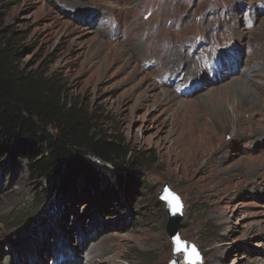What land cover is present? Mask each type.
Segmentation results:
<instances>
[{
    "label": "rangeland",
    "instance_id": "374dc122",
    "mask_svg": "<svg viewBox=\"0 0 264 264\" xmlns=\"http://www.w3.org/2000/svg\"><path fill=\"white\" fill-rule=\"evenodd\" d=\"M0 14L19 69L52 76L130 151L99 189L77 177L67 193L30 176L27 150L0 152V264H85L88 245L106 250L93 264H169L164 185L200 264H264V0H0Z\"/></svg>",
    "mask_w": 264,
    "mask_h": 264
},
{
    "label": "trees",
    "instance_id": "16d2710c",
    "mask_svg": "<svg viewBox=\"0 0 264 264\" xmlns=\"http://www.w3.org/2000/svg\"><path fill=\"white\" fill-rule=\"evenodd\" d=\"M62 99L52 76L24 73L9 45L0 44V152L27 150L30 176L56 178L61 193L74 189L77 177L97 190L103 164L122 170L114 159L124 162L130 151L95 134L92 118Z\"/></svg>",
    "mask_w": 264,
    "mask_h": 264
},
{
    "label": "bare ground",
    "instance_id": "6f19581e",
    "mask_svg": "<svg viewBox=\"0 0 264 264\" xmlns=\"http://www.w3.org/2000/svg\"><path fill=\"white\" fill-rule=\"evenodd\" d=\"M246 83V82H245ZM249 86L250 85H248V84H245V86L242 88V90H244L246 93H248L249 92V94L248 95H251L252 96V94L250 93V92H252V90L249 88ZM254 94V93H253ZM253 97V96H252ZM255 97V96H254ZM250 100V101H249ZM254 100V98H251L250 96L249 97H247L246 98V101H244L245 102V104L247 103L248 104V108L250 109V104H251V102L252 103H254L255 101H253ZM243 101V100H242ZM252 105V104H251ZM233 110H238L237 108H232V111ZM252 110H254V109H252ZM251 110V111H252ZM256 130H258L259 132H257V134H255L256 136H257V138H256V141H255V143H257V144H259V142L262 140L261 138H264V133H262V131L261 130H259V129H256ZM261 131V132H260ZM214 134L213 133H209V131H206L204 134H203V137H198V141H199V139H201V142H199L198 144H199V147H200V150H199V152H200V155H201V157L202 158H208V154H209V151L212 149V147L214 146V142H215V140H217L218 139V137H216L215 138V140L213 141L212 140V136H213ZM197 141V142H198ZM197 148H198V146H197V144H195V143H193L192 144V149H194L195 151L197 150ZM199 154V153H198ZM211 159V157L210 158H208V161H206L207 162V165L210 163V160ZM175 160L177 161V160H179V157L177 156V154H176V156H175ZM209 178V177H208ZM83 250H85V251H87V256L88 257H90L89 258V260H88V262H86L85 264H93L95 261H104V257H105V255L106 254H104L105 252H106V250H105V248H103V250L104 251H102V247H100L99 249H96L93 245H88L87 246V248L86 249H83ZM98 251H100L99 253H98ZM69 255V257L71 256L70 254H68ZM86 256V257H87ZM68 258V256L67 257H65V255H63V257L59 260L58 259V262L57 263H55V264H60L62 261H65L66 259ZM70 258H72V257H70ZM264 262V261H263ZM77 263V259L76 260H74V262H72V264H76Z\"/></svg>",
    "mask_w": 264,
    "mask_h": 264
},
{
    "label": "snow or ice",
    "instance_id": "6c2138e0",
    "mask_svg": "<svg viewBox=\"0 0 264 264\" xmlns=\"http://www.w3.org/2000/svg\"><path fill=\"white\" fill-rule=\"evenodd\" d=\"M164 192L165 194L162 199L167 202L173 214L180 213L183 207L180 197L173 193L170 189H165ZM172 243L175 246L174 251L176 253L184 254L186 264H200V253L194 245H188L179 235L172 238ZM173 264H175V262H173Z\"/></svg>",
    "mask_w": 264,
    "mask_h": 264
},
{
    "label": "water",
    "instance_id": "95a60500",
    "mask_svg": "<svg viewBox=\"0 0 264 264\" xmlns=\"http://www.w3.org/2000/svg\"><path fill=\"white\" fill-rule=\"evenodd\" d=\"M165 189H170V188H169L168 185H164L162 190L159 192L158 197H159V199L161 201H163L165 203V210H166V214H167V217H168V221L166 223L165 231H166V234H167L168 238L170 239V241L172 243V238L174 236H176V235H179V227H180L182 219H183V217L185 215V210H184L183 200L180 198L181 201H182V205H183L182 211L180 213L173 214V212L170 210L167 202L162 199V197L165 194V192H164ZM186 243L188 245H193V244H191L189 242H186ZM174 247L175 246L172 243V255H171V260H170L169 264H173V262H175V264H180L181 261H183L186 264V260L184 259V254H183V256H180L178 253H176L174 251ZM200 263H201V261H200Z\"/></svg>",
    "mask_w": 264,
    "mask_h": 264
}]
</instances>
